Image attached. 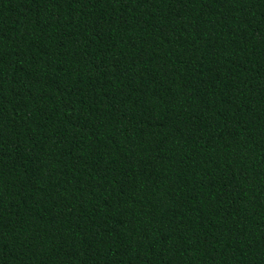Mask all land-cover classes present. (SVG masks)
<instances>
[{"label":"trees","instance_id":"16d2710c","mask_svg":"<svg viewBox=\"0 0 264 264\" xmlns=\"http://www.w3.org/2000/svg\"><path fill=\"white\" fill-rule=\"evenodd\" d=\"M0 264H264V0H0Z\"/></svg>","mask_w":264,"mask_h":264}]
</instances>
